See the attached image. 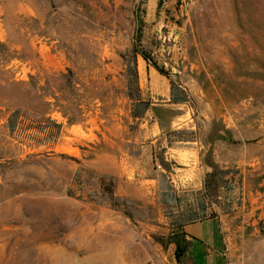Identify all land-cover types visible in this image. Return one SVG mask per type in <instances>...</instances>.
Instances as JSON below:
<instances>
[{
    "label": "rangeland",
    "instance_id": "rangeland-1",
    "mask_svg": "<svg viewBox=\"0 0 264 264\" xmlns=\"http://www.w3.org/2000/svg\"><path fill=\"white\" fill-rule=\"evenodd\" d=\"M206 218L264 264V0H0V264H192Z\"/></svg>",
    "mask_w": 264,
    "mask_h": 264
},
{
    "label": "crops",
    "instance_id": "crops-1",
    "mask_svg": "<svg viewBox=\"0 0 264 264\" xmlns=\"http://www.w3.org/2000/svg\"><path fill=\"white\" fill-rule=\"evenodd\" d=\"M194 224H204L206 228H209L210 230L216 228L217 239L219 240L217 241L216 238L212 237L211 234L205 236L204 240H198L191 234L186 233V228ZM182 230L185 235V238L190 243L187 256L191 260L192 264H200L202 262V260L199 259L201 254L203 255V260H209L211 264H227L225 241L223 239L218 221L212 218L194 220L184 224Z\"/></svg>",
    "mask_w": 264,
    "mask_h": 264
},
{
    "label": "trees",
    "instance_id": "trees-1",
    "mask_svg": "<svg viewBox=\"0 0 264 264\" xmlns=\"http://www.w3.org/2000/svg\"><path fill=\"white\" fill-rule=\"evenodd\" d=\"M137 45L133 47L132 53L130 55V60L132 62V70L127 74L128 76V85L130 88L134 90L136 94L139 93V88H138V76H137V70H136V57L140 55L144 61L149 62V59L146 58V55L142 52L139 51V40L137 39ZM132 97V96H131ZM171 101L173 103H184L186 102V95L185 91L183 90H175L174 88L171 89ZM132 108H131V116L133 118H140L142 115L145 113V111L148 109L149 104L148 103H141L138 101L136 98L133 100ZM143 106L144 109H140V107ZM178 256V254H177Z\"/></svg>",
    "mask_w": 264,
    "mask_h": 264
}]
</instances>
